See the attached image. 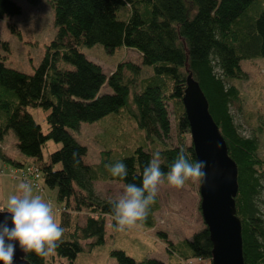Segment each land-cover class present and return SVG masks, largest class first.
<instances>
[{"label":"trees","instance_id":"16d2710c","mask_svg":"<svg viewBox=\"0 0 264 264\" xmlns=\"http://www.w3.org/2000/svg\"><path fill=\"white\" fill-rule=\"evenodd\" d=\"M50 4L56 35L33 74L5 67L0 52V145L11 130L16 150L31 162L25 164L1 153L0 158L16 170L36 167L39 183L56 189V201L62 206L58 224L64 231L59 247L46 257L31 254L30 264H57L58 259L72 264L82 251L81 242L93 239L90 246L104 244L106 220L114 225L111 202L97 198L94 182L116 180L142 186L143 169L157 150L165 158L161 165L165 173L180 150L195 161L191 141L188 144L185 137L190 134L182 104L188 74L206 98L209 114L237 167L235 208L244 264H264V210L257 202L263 188L264 160L257 156L256 138L241 136L234 125L230 106L240 97L237 88L228 83L245 76L240 69L242 60L264 57V0H50ZM123 8L128 10L124 18L120 14ZM20 13L14 0H0V19ZM97 44L110 54L119 48L133 50L140 56V64L121 62L105 76L79 50ZM2 48L7 51L6 43ZM62 64L72 69H63ZM146 67L150 75L142 78ZM104 85L111 94H99ZM28 107L48 111L45 133L27 112ZM121 108L130 109L149 146L137 147L131 156L116 161L102 152L99 163L86 164V148L69 131ZM170 138L174 145L168 146L164 140ZM47 141L59 143L60 148L45 161L42 149ZM117 162L127 166L124 180L112 177L105 167ZM157 210L158 196L143 222L146 226L153 227ZM81 211L86 216L79 225L72 218ZM157 235L179 264L193 260L211 264L212 245L205 226L178 244L168 241L163 232ZM111 256L116 264H164L155 259L136 262L120 250L112 251Z\"/></svg>","mask_w":264,"mask_h":264},{"label":"rangeland","instance_id":"374dc122","mask_svg":"<svg viewBox=\"0 0 264 264\" xmlns=\"http://www.w3.org/2000/svg\"><path fill=\"white\" fill-rule=\"evenodd\" d=\"M20 7L21 13L0 19V52L5 67L31 75L40 65L47 45L54 39L53 9L50 0H14ZM264 6V5H263ZM128 10L121 9V17H126ZM6 43L7 51L2 48ZM87 60L97 64L105 76L114 71L117 64L129 61L140 64V56L133 50L119 48L108 53L97 44L92 47H80ZM61 68L71 70L68 64ZM150 68H143L142 78L150 75ZM240 69L245 75L241 79L229 80L239 92V101L230 106V114L238 133L245 138H256L257 156L264 160V57H255L240 62ZM112 90L104 85L100 94H111ZM132 94L129 96L131 104ZM35 122L43 133L48 129L45 118L48 111L39 107H28ZM172 121V117H171ZM173 128V125H172ZM71 136L87 150L84 162L97 164L101 160L102 152L107 153L110 161L120 160L132 155L137 147L146 149L149 140L145 131L140 129L130 113V109L121 108L104 118L92 122L81 123L76 131L70 130ZM188 144L190 136H185ZM166 145H174V139L164 140ZM16 137L10 130L3 141L5 150L14 156ZM153 147V146H151ZM60 148L59 143L47 141L42 149L43 159ZM18 153V152H17ZM58 168V167H57ZM7 165L3 175L12 176ZM262 174V190L258 196V204L264 210V167ZM19 181V180H18ZM20 183V182H19ZM44 187V186H43ZM124 185L116 180L96 181L93 183L94 192L99 200L113 201L123 191ZM34 195H40L45 202L53 204V215L60 223L62 207L56 201V189L43 188V191L33 188ZM158 210L153 213L154 225L118 232L114 230L110 220H106L104 229V244L90 246L93 239L81 242L82 251L72 261V264H116L111 256L114 250L123 251L136 262L144 259H155L164 264H179L174 255L166 250V242L157 234L163 232L168 241L173 244L189 240L193 234L203 229L204 223L199 210V184L187 183L183 188L170 187L165 178L158 192ZM86 216L85 211L73 215V220L82 225ZM57 264H68L66 259H58ZM195 264L208 262L194 261Z\"/></svg>","mask_w":264,"mask_h":264},{"label":"clouds","instance_id":"9594fccd","mask_svg":"<svg viewBox=\"0 0 264 264\" xmlns=\"http://www.w3.org/2000/svg\"><path fill=\"white\" fill-rule=\"evenodd\" d=\"M76 155L73 154L74 159ZM164 163L161 152H153L150 162L143 169L142 186L125 184L122 193L111 201L115 231L142 227L165 178L170 187L177 189L189 182L203 184L207 181L208 162H192L183 150H180L167 173L161 169ZM105 167L114 178L124 180L128 175L127 166L122 162L106 164ZM6 207L13 226L10 228L7 220L0 223V264H13L17 242L24 254L21 257L24 264H30L31 254L46 257L55 253L64 230L54 218L51 201L45 202L40 195H34L32 185L25 181L19 183L18 194L8 197Z\"/></svg>","mask_w":264,"mask_h":264},{"label":"water","instance_id":"95a60500","mask_svg":"<svg viewBox=\"0 0 264 264\" xmlns=\"http://www.w3.org/2000/svg\"><path fill=\"white\" fill-rule=\"evenodd\" d=\"M185 81L182 104L195 161L208 162L207 181L199 184V210L212 245L210 263L244 264L241 225L235 208L237 167L227 153L225 141L209 114L207 100L198 83L191 74ZM5 220L11 228L10 215L0 212V223ZM23 255L17 242L13 264L20 262Z\"/></svg>","mask_w":264,"mask_h":264},{"label":"crops","instance_id":"0c3cea01","mask_svg":"<svg viewBox=\"0 0 264 264\" xmlns=\"http://www.w3.org/2000/svg\"><path fill=\"white\" fill-rule=\"evenodd\" d=\"M17 152L18 151H16L14 153V156H10V154L5 150L3 143L0 145V153L5 155L6 157H9L11 159H15L16 161H21L25 164H29L31 162V160L22 157ZM7 165L9 166V169L13 168L11 165L7 164L6 162L1 160V158H0V210H2V211L3 210L7 211V207H6L7 199L12 194H18V185H19L18 179L14 178V176L12 177L10 175L7 176V175L2 174L3 171L6 170ZM40 184L42 185L41 182H40ZM42 187H43V185H42ZM43 188L41 191H43Z\"/></svg>","mask_w":264,"mask_h":264},{"label":"built area","instance_id":"2783aa9c","mask_svg":"<svg viewBox=\"0 0 264 264\" xmlns=\"http://www.w3.org/2000/svg\"><path fill=\"white\" fill-rule=\"evenodd\" d=\"M11 174L14 178L18 179L19 182H29L33 188L36 190L41 189L40 181V172L34 166H24L20 170H11ZM186 264H195L193 261H188Z\"/></svg>","mask_w":264,"mask_h":264}]
</instances>
